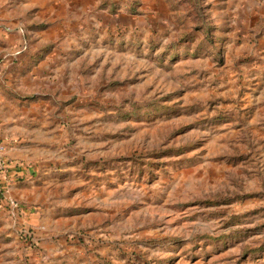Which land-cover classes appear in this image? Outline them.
Wrapping results in <instances>:
<instances>
[{
    "label": "rangeland",
    "instance_id": "374dc122",
    "mask_svg": "<svg viewBox=\"0 0 264 264\" xmlns=\"http://www.w3.org/2000/svg\"><path fill=\"white\" fill-rule=\"evenodd\" d=\"M0 29V144L33 171L0 264H264V0H0Z\"/></svg>",
    "mask_w": 264,
    "mask_h": 264
},
{
    "label": "crops",
    "instance_id": "0c3cea01",
    "mask_svg": "<svg viewBox=\"0 0 264 264\" xmlns=\"http://www.w3.org/2000/svg\"><path fill=\"white\" fill-rule=\"evenodd\" d=\"M22 26H23V24H22ZM18 27H20V26L18 25L17 28ZM55 27L52 25L46 31H41V33H36L38 36H40V39H41L40 42L41 43H50L52 41H55L52 38V36H53V34L58 36V32H59L60 37L63 36V34H61V32L64 31L63 27L58 26V27H60L59 30H58V28H55ZM25 30H26V28H25ZM4 34H5L4 30L0 29V44L5 43L4 41H6V36H4ZM4 37H5V39H4ZM30 41L33 42V38L31 39L28 37V40H26L21 35H18V38L15 42L17 45L14 47V51L11 53V56H13V55L19 56V55L23 54L25 51V45L28 46V42L30 43ZM1 49L2 48H0V50ZM1 52L2 51H0V53ZM55 52H57V51H55ZM58 53L60 55L62 54L61 51ZM52 55H50V56H52ZM5 56H6V54L3 55V59L5 58ZM4 63L5 64H3V65H5V67H6V64L11 65L10 60H7ZM43 68L44 67H42V65H40V67L38 69H36L35 72L31 76L29 75L25 79L22 78L21 81L28 82V81H31L33 79V81L36 83L42 82L43 81L42 78H44L46 76V74H44V71H42ZM33 76H36L37 79L33 78ZM19 88L21 90L26 91V89L24 88V85L22 87H19ZM30 90L31 89H27V91H30ZM4 154H7V149L3 144H0V212H1V210H6V208L10 207L12 209V211L15 210L16 213H31L24 206L21 207V210L12 208L11 203L7 200V197L5 196V193L11 189H14L16 182L23 181L30 174H33V171L32 170H25V169L21 168L20 166L17 165L18 163H20L19 161H16L14 159H9V157H4Z\"/></svg>",
    "mask_w": 264,
    "mask_h": 264
},
{
    "label": "built area",
    "instance_id": "2783aa9c",
    "mask_svg": "<svg viewBox=\"0 0 264 264\" xmlns=\"http://www.w3.org/2000/svg\"><path fill=\"white\" fill-rule=\"evenodd\" d=\"M11 205H12L13 208H15V209H19V208H20L19 204L11 203Z\"/></svg>",
    "mask_w": 264,
    "mask_h": 264
}]
</instances>
